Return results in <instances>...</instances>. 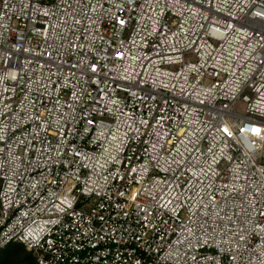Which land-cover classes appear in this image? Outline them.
I'll list each match as a JSON object with an SVG mask.
<instances>
[{
    "label": "built area",
    "instance_id": "obj_1",
    "mask_svg": "<svg viewBox=\"0 0 264 264\" xmlns=\"http://www.w3.org/2000/svg\"><path fill=\"white\" fill-rule=\"evenodd\" d=\"M14 242L37 264H264V0H0Z\"/></svg>",
    "mask_w": 264,
    "mask_h": 264
},
{
    "label": "trees",
    "instance_id": "obj_2",
    "mask_svg": "<svg viewBox=\"0 0 264 264\" xmlns=\"http://www.w3.org/2000/svg\"><path fill=\"white\" fill-rule=\"evenodd\" d=\"M0 264H37V262L22 244L14 242L0 249Z\"/></svg>",
    "mask_w": 264,
    "mask_h": 264
},
{
    "label": "rangeland",
    "instance_id": "obj_3",
    "mask_svg": "<svg viewBox=\"0 0 264 264\" xmlns=\"http://www.w3.org/2000/svg\"><path fill=\"white\" fill-rule=\"evenodd\" d=\"M244 110H245V104L242 102H236L233 105V111H235L238 114H244Z\"/></svg>",
    "mask_w": 264,
    "mask_h": 264
}]
</instances>
